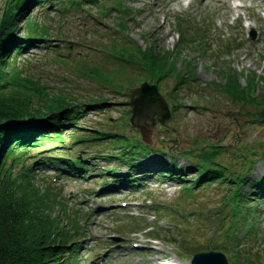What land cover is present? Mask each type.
<instances>
[{
  "label": "rangeland",
  "instance_id": "obj_1",
  "mask_svg": "<svg viewBox=\"0 0 264 264\" xmlns=\"http://www.w3.org/2000/svg\"><path fill=\"white\" fill-rule=\"evenodd\" d=\"M120 1L132 19L108 10L112 0L29 2L24 14L46 34L33 36L38 39L26 43L10 64L47 87L49 94L62 93L75 105L84 103L76 118L73 112L66 114L70 120L62 119L55 139H45L11 165L14 174L28 166L31 187L41 202L57 201L48 212L64 211V216L78 219V235L73 237L78 247L63 252L57 264H190L196 250L220 251L229 264L252 255L264 264V102L233 101L222 91L228 75L246 86L254 73L257 92H264V0ZM11 3L0 0V17ZM123 18L125 30H120ZM23 21H17V43L25 42ZM179 25L187 35L191 25L205 30L202 37L208 50L178 42ZM150 45L177 56L181 78L172 75L157 81L136 61L124 62L123 48L134 54ZM142 82L156 85L172 113L165 123L155 121L151 148L130 125V108L122 104L129 100L127 90ZM256 99L261 102V97ZM100 132L110 136L102 139ZM213 151L215 155L209 156ZM48 153L80 158L74 160V168L70 162L57 170L50 161L39 164ZM169 164H175L177 170L171 173L183 180L155 179V173L166 171ZM78 168L85 177L75 174ZM131 172L152 176L132 187L113 186L117 181L113 180L125 175L126 180ZM205 173L220 177L183 189ZM233 173L243 174V184L229 186ZM256 179L263 183L256 186ZM252 188L257 189L255 194ZM237 191L246 196L243 203L237 202ZM129 212L142 213L139 223L160 230L164 243L130 234ZM231 223L235 227L227 236ZM60 224L69 228L65 220ZM245 225L254 226L250 237L243 236ZM111 234L122 239L112 241ZM131 241L148 243L152 250L135 249Z\"/></svg>",
  "mask_w": 264,
  "mask_h": 264
},
{
  "label": "trees",
  "instance_id": "obj_2",
  "mask_svg": "<svg viewBox=\"0 0 264 264\" xmlns=\"http://www.w3.org/2000/svg\"><path fill=\"white\" fill-rule=\"evenodd\" d=\"M31 1L35 4H42L51 0H12V5L5 9L0 17V264H57L63 252L72 253L78 247L77 240L73 238L78 235L79 230L76 215L64 216V211L48 212V209L58 203L49 198L47 203H44L42 198V202L40 201L31 187L32 183L27 175L28 166L21 168V173L18 174L11 171V165L15 160L16 162L23 160L22 156L29 149L44 143L45 139L57 137L62 119L70 120L66 116L67 113L73 112L76 118L82 110L80 106H84V103L78 102L77 104L80 105H75L70 96L62 93L49 94L46 92L47 87L27 76H22L16 65H10L14 62V56L24 50V46L17 43L19 39L14 35L20 28L17 24L19 19L24 20L25 43H34V40L38 38L33 36L46 34L43 27H38L32 21L31 15L24 14L26 5ZM84 1L93 2L94 0ZM111 4L108 10H115L128 19L133 18L129 8L120 0H112ZM124 20L123 18L118 23L120 30H125ZM182 28L179 25L178 42L196 46L198 51L208 50L206 44L207 46L209 44L203 41L202 37L205 30L194 28L191 25L190 28L193 30L188 29L190 32L187 35ZM153 45L144 50L137 48L133 51L134 54L123 48L121 56L127 58V61H124L126 63L136 61L154 80L158 81L172 77V75L181 78L175 66L174 58L177 56L174 57L169 51H159ZM223 48H228V43ZM125 54H128L127 57ZM185 69L188 75L190 71ZM227 77L228 81L222 91L229 94L233 101H247L254 105H261L264 102V92H257V79L254 73L248 79L246 86H241L234 76L228 75ZM111 86L115 89L121 87L113 84ZM5 89L7 93L9 92L7 95L4 94ZM257 97H261V102L257 101ZM35 100L37 101L36 106L33 105ZM91 102L97 103V100L92 99ZM261 115L264 116L263 113ZM99 135L102 139L110 136L103 132ZM50 154L39 159V164L50 161L52 165H57L61 169L63 164L69 163L67 159L51 157ZM208 155L214 156L215 151ZM168 167H170L168 172L159 173L157 176H172L170 171L176 169L175 165ZM219 177L217 173L212 175L205 173L185 188H195L209 182L207 181L209 179ZM133 179L134 175H131L127 180H122L121 184L132 186ZM179 179L183 180V177ZM236 179L240 178L235 176V179L230 178L227 182L228 184L239 182ZM218 182L224 183V181ZM262 183V181H257L256 185L260 186ZM24 185L30 187L29 190H26ZM48 194L50 192L47 190L46 195ZM60 220H65L69 228L64 227L65 224H60ZM236 250L240 252L239 249ZM241 260L244 262L242 264H259L258 257L254 255L245 259L241 258Z\"/></svg>",
  "mask_w": 264,
  "mask_h": 264
},
{
  "label": "water",
  "instance_id": "obj_3",
  "mask_svg": "<svg viewBox=\"0 0 264 264\" xmlns=\"http://www.w3.org/2000/svg\"><path fill=\"white\" fill-rule=\"evenodd\" d=\"M129 100L122 104L130 107L129 123L140 132L141 140L151 144L152 129L157 119L165 123L170 118L167 102L157 91L156 85L142 82L140 86L129 89ZM192 264H228L219 252H203L194 255Z\"/></svg>",
  "mask_w": 264,
  "mask_h": 264
},
{
  "label": "bare ground",
  "instance_id": "obj_4",
  "mask_svg": "<svg viewBox=\"0 0 264 264\" xmlns=\"http://www.w3.org/2000/svg\"><path fill=\"white\" fill-rule=\"evenodd\" d=\"M149 163H151V162H149Z\"/></svg>",
  "mask_w": 264,
  "mask_h": 264
}]
</instances>
